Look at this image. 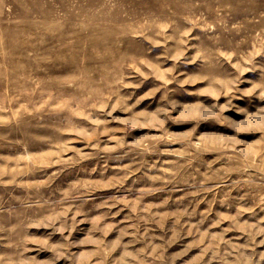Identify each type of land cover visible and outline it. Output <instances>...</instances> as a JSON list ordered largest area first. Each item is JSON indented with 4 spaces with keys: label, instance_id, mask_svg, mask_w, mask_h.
Listing matches in <instances>:
<instances>
[{
    "label": "rangeland",
    "instance_id": "1",
    "mask_svg": "<svg viewBox=\"0 0 264 264\" xmlns=\"http://www.w3.org/2000/svg\"><path fill=\"white\" fill-rule=\"evenodd\" d=\"M0 264H264V0H0Z\"/></svg>",
    "mask_w": 264,
    "mask_h": 264
}]
</instances>
